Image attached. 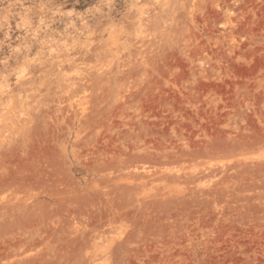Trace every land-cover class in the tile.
<instances>
[{"label": "rangeland", "instance_id": "1", "mask_svg": "<svg viewBox=\"0 0 264 264\" xmlns=\"http://www.w3.org/2000/svg\"><path fill=\"white\" fill-rule=\"evenodd\" d=\"M0 264H264V0H0Z\"/></svg>", "mask_w": 264, "mask_h": 264}]
</instances>
